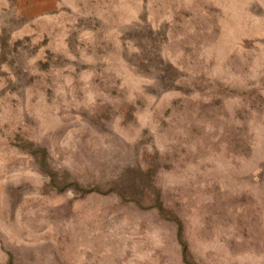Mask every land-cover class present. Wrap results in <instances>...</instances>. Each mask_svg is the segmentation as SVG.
<instances>
[{
	"label": "rangeland",
	"instance_id": "374dc122",
	"mask_svg": "<svg viewBox=\"0 0 264 264\" xmlns=\"http://www.w3.org/2000/svg\"><path fill=\"white\" fill-rule=\"evenodd\" d=\"M0 264H264V0H0Z\"/></svg>",
	"mask_w": 264,
	"mask_h": 264
}]
</instances>
